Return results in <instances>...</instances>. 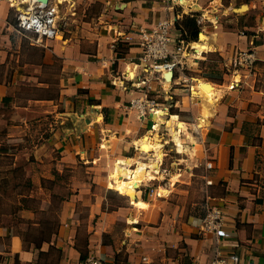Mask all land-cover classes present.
Listing matches in <instances>:
<instances>
[{
	"label": "crops",
	"instance_id": "obj_1",
	"mask_svg": "<svg viewBox=\"0 0 264 264\" xmlns=\"http://www.w3.org/2000/svg\"><path fill=\"white\" fill-rule=\"evenodd\" d=\"M51 2L66 19L61 38L36 42L16 28L22 6L0 0V160L10 159L0 167V264H79L82 256L112 264H207L216 257L264 264V187L254 179L253 143L264 142V0ZM96 2L100 9L90 13ZM200 15L205 21L198 24ZM185 16L199 27L196 40H186L176 27ZM162 17L172 19V36L184 47L206 42L222 64L236 50L253 49L257 61L252 71L234 69L228 82H213L220 101L201 136L203 154L183 157L186 165L178 161L170 173L159 161L157 177L137 189L146 209L130 202L128 210H106L96 191L113 189L107 165L121 158L147 162L137 141L152 122L130 107L140 95L142 69L133 63L137 41L125 37H137ZM149 83L165 102L180 92L170 88L174 78L168 85ZM20 160L22 173L16 172ZM8 174L15 181H7ZM21 174L27 183L18 181ZM195 181L206 206L222 208V229L230 233L197 229L203 214L185 210L195 201L174 193L189 192ZM159 187L167 190L162 196ZM37 198L40 207L32 205Z\"/></svg>",
	"mask_w": 264,
	"mask_h": 264
},
{
	"label": "rangeland",
	"instance_id": "obj_2",
	"mask_svg": "<svg viewBox=\"0 0 264 264\" xmlns=\"http://www.w3.org/2000/svg\"><path fill=\"white\" fill-rule=\"evenodd\" d=\"M60 1H62V0H60ZM100 5H101L100 2H96V3L92 4L89 7L90 13H95L97 10H99ZM63 15H64L63 11H62V9H60L59 17H58V24H60V25L64 24V22L66 21V19H64L65 17H63ZM200 35H203V34H200ZM58 36L59 37H57V39H60L61 34L58 33ZM198 40L196 42H198ZM192 42L193 41H189L188 44L186 43L185 47H184L186 51L190 52L188 57L191 59L187 64L188 69H186V71H185L188 79L185 82H179L178 80H176V84L171 85V87H170L171 90H174V88H178L176 91H180L179 92L180 94L179 93L174 94V96H172V98L166 102L163 101L160 98V96L158 97V100L162 101L165 104V106L169 107V110H168L169 113L173 114L172 112H176L178 119L180 121L182 120V121L186 122V124L184 123L185 128H180L181 132L178 135V141H180V143L182 144L183 147L181 149L177 147L176 141L174 140V138L170 134L168 127L165 125V120L169 117V114L167 113V109H166L165 114L159 115L158 118L154 117L156 111H153L152 115H151L152 122H150L149 127H147L148 130L150 128V130H149L150 132H153L154 134L156 133V135L159 136V140H160L159 150L161 153V157L158 160V162L160 161V163H162L161 165H164L165 168H169L168 169L169 173L172 172L173 168L176 166V162L179 163L178 161H180L182 163L181 167H184L186 165L184 160H182L183 157H185V158L190 157L191 159H193L194 157H199V155L204 153V143L201 140V136L210 127L211 121H213L212 117L214 116L215 105H217L220 101V98H217L215 101H213V103L208 104L203 99H200L198 96H196L195 89L193 87L194 84L196 83L195 82L196 79L197 78H203L204 80H207V81L212 82V83L213 82L214 83H223V82H228L229 79L226 76L227 75L230 76L234 72L233 68L226 66L225 64H222V60H221L218 52L208 51V52H202L199 55L195 52V50L190 48L192 46H189V45H191ZM235 79H237V77L233 78L234 83H235ZM172 80H173V78H170L169 76L167 77V79H164L166 85H168V83H171ZM230 85H226L225 88H229L232 86V85L231 86ZM172 86H175V87H172ZM153 95H154V93L150 94V96H153ZM175 100H178L180 103L175 105ZM206 104L208 106V116H207L208 118H205L206 124L198 126V124H200V118L203 119V117H204L202 115L203 111L201 108H202V106H205ZM147 119H150V118L148 117ZM157 119H158V121H155ZM154 124H158L160 126V128L157 130V132L152 131V126ZM46 125H47V121H46ZM37 128H38V131L40 133H45V131H46V126L44 123L42 126L37 127ZM145 133H148V131L144 132L143 134H145ZM141 136H143V135H141ZM253 143H254V146H256L255 170L258 171L257 173L254 174V179L259 185L264 187V142H262L258 138H255ZM25 146H26L27 150L30 147L28 145H25ZM23 150H25V149H23ZM189 152L190 153L193 152V155L191 153V155H192L191 156ZM143 158L145 159V161H147L146 162L147 163L146 168L148 169L150 162L156 158L155 152H153V151L149 152V153L143 152ZM179 159H181V160H179ZM9 162H10V159H8V158L1 159L0 160V167H5L6 165H7L6 167H8V165L10 164ZM133 163H134V161L132 162V164ZM131 165H129L130 168H131ZM24 166H25L24 161L20 160L18 162V165L16 166L17 167L16 169H18V170H16V172L22 173ZM113 166H114V162L111 163L110 165H107V171H109V169L112 168ZM149 170H150V173L146 174L144 176V178H145L144 181L155 179L157 177L156 174H158V173H155L151 169H149ZM77 175H78V173H77ZM7 177L8 178H5V179H8L7 181H15L14 177L11 174H8ZM16 178L17 177H15V179ZM17 179H18V181H20L23 184L27 183V181H28L27 180L28 178L23 174L18 175ZM142 183H143V181H142ZM140 186H141V183L138 187L135 188L136 195H137L138 199L140 198V192L137 189ZM153 186H155V185H153ZM188 189H189V192H187V193L184 192L185 189L182 190V192H184V193H179V192H174V193L177 196H181V194L185 195L186 200L190 201V203H192V201H195L194 205H191V204L188 205L187 204L188 207H186V209H185L186 211H191L197 215L203 214V216H204V214L206 212V207H207L206 206V200L205 199L202 200V198H201L202 194L200 193V187L198 185V182L196 183V181H195L194 183H192V185L188 186ZM96 192H97L98 196L103 199V201H104L103 207L106 210H112V209L117 208V207H124L125 209L128 210V209L132 208V206L130 205V202L132 204H134L140 210L146 209L148 206L147 202H145V201H144V205H142V206L137 205L135 202H133V200L131 199V197L128 194H123L118 189H116L114 187H113V189L102 188V190H99ZM166 192H167V190L164 187H159V192H158L159 196L164 195ZM148 193L151 195L152 191L151 192L148 191ZM6 194L9 195L10 192H8ZM151 199L157 200L156 194H154V196L151 197ZM172 199H174V198L169 197L168 201H172ZM153 203H158L159 206H161L163 208L162 202L153 201ZM40 204H41L40 198H37L32 202V205L35 207H40ZM154 205H157V204H154ZM40 212H42L41 216H43V218L47 217L46 211L43 210ZM52 214H54V213H50L49 215L52 216ZM39 215L40 214L38 213V216Z\"/></svg>",
	"mask_w": 264,
	"mask_h": 264
},
{
	"label": "built area",
	"instance_id": "obj_3",
	"mask_svg": "<svg viewBox=\"0 0 264 264\" xmlns=\"http://www.w3.org/2000/svg\"><path fill=\"white\" fill-rule=\"evenodd\" d=\"M10 6H22L17 10L15 16L16 28L23 33H31L35 36V41L43 42L55 40L60 31L58 17L60 8L51 0L44 3L40 0H7ZM169 3L178 0H168ZM205 20L203 16L197 17L198 24ZM172 19L162 17L149 27L140 28L137 37L126 36V41L136 40L139 47V54L133 59L135 66L142 69V76L137 83L140 95L130 100V107L135 109L141 120L151 116L153 111L163 109L162 103L158 100L159 91L149 83L151 79L163 82L164 79L174 78L179 82H185L186 69L185 48L182 42L172 36ZM185 53V54H184ZM257 61L256 53L253 49L236 50L226 66L233 69H245L252 71ZM154 93L153 96L150 94ZM207 167H211V162H207ZM223 210L219 206H208L197 229L202 233L213 232L218 235L230 233L231 231L222 229ZM79 264H112L97 257H86ZM193 264H199L197 262ZM207 264H229L223 257H216Z\"/></svg>",
	"mask_w": 264,
	"mask_h": 264
},
{
	"label": "bare ground",
	"instance_id": "obj_4",
	"mask_svg": "<svg viewBox=\"0 0 264 264\" xmlns=\"http://www.w3.org/2000/svg\"><path fill=\"white\" fill-rule=\"evenodd\" d=\"M200 39L206 40L203 35H200ZM192 46L195 49V52L199 55L202 52H208L210 50V47L206 44V42L203 41L194 42ZM195 82L196 83L194 84L193 87L195 89L196 96H198L200 99H203L208 104L213 103V101H215L217 98L220 97V96L217 97V95H219L218 88L214 85V83L204 80L203 78H197ZM201 109L203 111L202 115L204 117L203 119L200 118V124H198V126L205 125L206 124L205 118H208L207 104L205 106H202ZM165 112L166 109L158 110L156 111L154 117L158 118L159 115L161 114L164 115ZM155 121H158V119ZM165 125L168 127L170 134L176 141L177 147L181 149L183 146L180 143V141H178V135L181 132L180 128H185V124L178 119L176 114H170L169 117L165 120ZM159 128L160 126L158 124H154L152 126V131L157 132ZM159 142H160L159 136L156 135V133L154 134L153 132L150 131H148V133L143 135L137 141L138 147L142 152L144 153H149L152 151L155 152L156 158L150 162L148 169L146 168L147 167L146 162L136 160L134 158L133 161L134 163H136V166L134 168H130L129 165L132 164L133 162L132 159L122 158V159H118L115 162L114 166L112 167L109 173V178L111 180L110 186H112L113 184L114 188L118 189L123 194H128L133 200V202H135L137 205L140 206L144 205V201H142V199L140 198L138 199L135 188L138 187L140 183L142 184V181L145 180L144 176L150 173L149 169H151L155 173H159L158 160L161 157V153L159 150L160 147ZM191 153L193 155V152Z\"/></svg>",
	"mask_w": 264,
	"mask_h": 264
},
{
	"label": "trees",
	"instance_id": "obj_5",
	"mask_svg": "<svg viewBox=\"0 0 264 264\" xmlns=\"http://www.w3.org/2000/svg\"><path fill=\"white\" fill-rule=\"evenodd\" d=\"M176 27L182 31L183 37L186 40H196L199 32V27L196 25L193 17L185 16L182 20L176 21ZM86 256H82L84 260Z\"/></svg>",
	"mask_w": 264,
	"mask_h": 264
},
{
	"label": "water",
	"instance_id": "obj_6",
	"mask_svg": "<svg viewBox=\"0 0 264 264\" xmlns=\"http://www.w3.org/2000/svg\"><path fill=\"white\" fill-rule=\"evenodd\" d=\"M40 1H42L44 3H48L49 0H40Z\"/></svg>",
	"mask_w": 264,
	"mask_h": 264
}]
</instances>
